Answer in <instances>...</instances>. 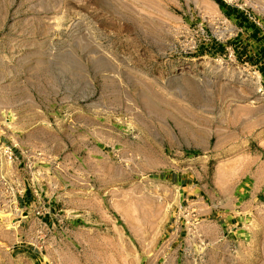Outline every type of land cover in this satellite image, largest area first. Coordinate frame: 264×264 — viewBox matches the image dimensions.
Listing matches in <instances>:
<instances>
[{
  "label": "rangeland",
  "instance_id": "1",
  "mask_svg": "<svg viewBox=\"0 0 264 264\" xmlns=\"http://www.w3.org/2000/svg\"><path fill=\"white\" fill-rule=\"evenodd\" d=\"M222 2L0 0V154L53 213L1 183L0 264H264V0Z\"/></svg>",
  "mask_w": 264,
  "mask_h": 264
},
{
  "label": "crops",
  "instance_id": "2",
  "mask_svg": "<svg viewBox=\"0 0 264 264\" xmlns=\"http://www.w3.org/2000/svg\"><path fill=\"white\" fill-rule=\"evenodd\" d=\"M12 153L14 158L11 160L0 154V184L5 183L9 188L5 195H8L10 201L15 203L18 222L23 221V218L27 220L38 218L46 225L51 224L53 222L51 208L46 210L45 204L37 196L34 182L32 184L29 182L21 165L19 152L16 149H12Z\"/></svg>",
  "mask_w": 264,
  "mask_h": 264
},
{
  "label": "built area",
  "instance_id": "3",
  "mask_svg": "<svg viewBox=\"0 0 264 264\" xmlns=\"http://www.w3.org/2000/svg\"><path fill=\"white\" fill-rule=\"evenodd\" d=\"M4 153H5L7 159L11 160L13 158V154L11 153L10 149H8V148L5 149ZM37 213H39V211H37Z\"/></svg>",
  "mask_w": 264,
  "mask_h": 264
},
{
  "label": "trees",
  "instance_id": "4",
  "mask_svg": "<svg viewBox=\"0 0 264 264\" xmlns=\"http://www.w3.org/2000/svg\"><path fill=\"white\" fill-rule=\"evenodd\" d=\"M219 5L221 6H225L226 4H224V2H222V0H215ZM226 7V6H225ZM225 11H227V8L225 9Z\"/></svg>",
  "mask_w": 264,
  "mask_h": 264
}]
</instances>
